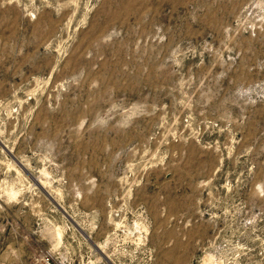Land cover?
Wrapping results in <instances>:
<instances>
[{"label": "rangeland", "instance_id": "374dc122", "mask_svg": "<svg viewBox=\"0 0 264 264\" xmlns=\"http://www.w3.org/2000/svg\"><path fill=\"white\" fill-rule=\"evenodd\" d=\"M54 249L264 264V0H0V264Z\"/></svg>", "mask_w": 264, "mask_h": 264}, {"label": "built area", "instance_id": "2783aa9c", "mask_svg": "<svg viewBox=\"0 0 264 264\" xmlns=\"http://www.w3.org/2000/svg\"><path fill=\"white\" fill-rule=\"evenodd\" d=\"M58 250V249H57ZM68 254V252H66ZM73 256H67L61 258L57 251L51 250L50 252H40L36 256H34L33 260L30 264H74Z\"/></svg>", "mask_w": 264, "mask_h": 264}, {"label": "bare ground", "instance_id": "6f19581e", "mask_svg": "<svg viewBox=\"0 0 264 264\" xmlns=\"http://www.w3.org/2000/svg\"><path fill=\"white\" fill-rule=\"evenodd\" d=\"M57 237L59 240L62 239V230L60 229V227H57V233H56Z\"/></svg>", "mask_w": 264, "mask_h": 264}]
</instances>
